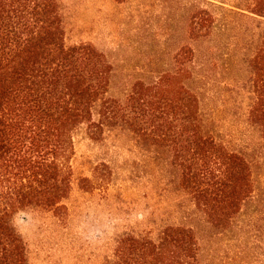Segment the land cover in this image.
I'll use <instances>...</instances> for the list:
<instances>
[{"label": "rangeland", "instance_id": "1", "mask_svg": "<svg viewBox=\"0 0 264 264\" xmlns=\"http://www.w3.org/2000/svg\"><path fill=\"white\" fill-rule=\"evenodd\" d=\"M58 4L65 45H90L106 59L109 106L136 107L127 102L139 82L182 84L198 97L205 133L247 159L252 189L234 218L211 223L184 189L172 153L122 123L104 125L97 100L94 125L72 134L62 209L22 210L14 218L28 264H111L121 239H157L170 226L195 232L202 264H264V142L250 121L251 61L264 18L247 12L252 0ZM135 97L136 104L147 98Z\"/></svg>", "mask_w": 264, "mask_h": 264}, {"label": "trees", "instance_id": "2", "mask_svg": "<svg viewBox=\"0 0 264 264\" xmlns=\"http://www.w3.org/2000/svg\"><path fill=\"white\" fill-rule=\"evenodd\" d=\"M252 2L247 12L264 18V0ZM59 7L58 0H0V264H28L14 226L18 212L62 209L72 134L91 123L97 100L104 125L122 123L172 153L184 189L211 223L234 218L251 195V167L205 133L198 97L173 81L139 82L127 102L136 107L109 106L105 57L90 45H65ZM251 65L250 121L264 142V35ZM136 95L147 98L136 104ZM111 264H202L199 240L192 229L172 226L157 239L130 236L118 242Z\"/></svg>", "mask_w": 264, "mask_h": 264}]
</instances>
